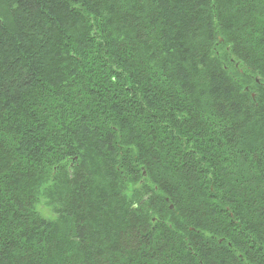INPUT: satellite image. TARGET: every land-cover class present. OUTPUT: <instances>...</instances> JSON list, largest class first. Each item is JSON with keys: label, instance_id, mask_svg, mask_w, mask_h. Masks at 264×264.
Segmentation results:
<instances>
[{"label": "trees", "instance_id": "16d2710c", "mask_svg": "<svg viewBox=\"0 0 264 264\" xmlns=\"http://www.w3.org/2000/svg\"><path fill=\"white\" fill-rule=\"evenodd\" d=\"M0 264H264V0H0Z\"/></svg>", "mask_w": 264, "mask_h": 264}, {"label": "rangeland", "instance_id": "374dc122", "mask_svg": "<svg viewBox=\"0 0 264 264\" xmlns=\"http://www.w3.org/2000/svg\"><path fill=\"white\" fill-rule=\"evenodd\" d=\"M40 213L47 218H55L54 209L47 205V200L42 199L40 205L38 206Z\"/></svg>", "mask_w": 264, "mask_h": 264}, {"label": "water", "instance_id": "95a60500", "mask_svg": "<svg viewBox=\"0 0 264 264\" xmlns=\"http://www.w3.org/2000/svg\"><path fill=\"white\" fill-rule=\"evenodd\" d=\"M248 90V89H247ZM253 97H254V95H253ZM172 207V206H171Z\"/></svg>", "mask_w": 264, "mask_h": 264}]
</instances>
